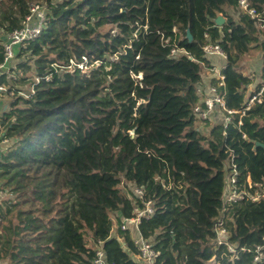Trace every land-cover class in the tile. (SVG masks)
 Instances as JSON below:
<instances>
[{"label":"trees","instance_id":"obj_1","mask_svg":"<svg viewBox=\"0 0 264 264\" xmlns=\"http://www.w3.org/2000/svg\"><path fill=\"white\" fill-rule=\"evenodd\" d=\"M31 2L46 6L44 29L12 58L19 70L35 58L30 77L13 83L0 75L15 91L4 113L10 119H0L7 144L0 190L12 194L0 205V264H93L98 246L108 263L142 264L132 256L135 225H120L147 201L153 214L136 228L159 252L155 264H256L264 197L225 212L228 242L245 247L237 258L212 240L230 161L238 186L248 188L247 177L253 189L264 182V146L256 145H264V99L243 116L231 114L226 126L221 107L211 123L192 112L203 68L212 64L206 43H219L227 56L217 87L227 109H241L264 80L256 19L238 0H0V61L4 34L22 24ZM248 2L264 11V0ZM176 47L185 53L171 55ZM255 49L254 80L241 59Z\"/></svg>","mask_w":264,"mask_h":264},{"label":"built area","instance_id":"obj_2","mask_svg":"<svg viewBox=\"0 0 264 264\" xmlns=\"http://www.w3.org/2000/svg\"><path fill=\"white\" fill-rule=\"evenodd\" d=\"M237 7L241 12H245L252 19H256L258 26L264 31V11L258 12L255 8L251 7L248 0H238ZM29 12L22 19V24L18 26L6 34H4V39L1 41L2 43V59L0 61V75H5L6 78L11 82V79L14 77L13 73L16 76L17 65L12 62V58L14 57V48L19 46H26L29 42L35 40L42 30L44 29L45 21V6L43 9V4L41 2H31L28 8ZM205 36H207L205 34ZM204 55H212V56H220L224 59L227 58L225 55L221 45L217 42L215 43H206L202 47ZM176 51H182L185 53L183 48H173L171 49V55H174ZM80 65V64H79ZM225 67L222 66L223 69ZM16 79V78H15ZM224 85V76L221 72H218V81L215 86L210 88V92L212 95H205L202 100H199L197 104L193 106L192 112L196 118L199 120L209 119L210 113L213 109L217 107H221L226 112L225 118V126L231 119V114L238 113L240 116H243L245 112L254 106L257 102L260 103L264 99V80L260 82V84L255 88L249 91L248 97L246 98L245 104L241 109H237V111L227 109L225 106L223 93H219L217 91V87ZM200 87L197 86V93H200ZM14 89H10L8 85L5 83L0 84V93H4L8 96L14 95ZM23 96L27 97L28 94L19 93ZM8 122V121H6ZM241 123V121H239ZM231 163V176L229 177L227 186L225 188V197L223 201V207L220 211V217L217 219L213 226V232L215 234L214 239L212 240L214 243L225 244L227 255L230 256V259H235L238 257V254L241 250H244V246H240L237 248L236 246L231 245L228 242V230L225 225V219L228 207L232 203H236L241 199H249L251 201H259L260 198L264 197V182L259 184L256 188L253 189L249 177H247L248 188L243 185L237 184V174L235 172V166L233 164V160ZM1 184V183H0ZM248 189H253L252 191ZM134 192L137 195H142L143 188L142 187H134ZM153 208L150 204V201L145 202V206L141 209L136 208L134 210V217L124 218L121 221L120 228L124 229L126 224H134L138 225L140 219L144 215H152ZM135 243L138 247V253L132 255L134 259L140 261L142 264H155L156 259L158 257V251H156L152 243L139 236L138 239L135 240ZM253 253V262L264 263V241L258 245H255L251 250ZM93 264H112L106 261V257L104 256V250L100 246L94 249L93 255Z\"/></svg>","mask_w":264,"mask_h":264},{"label":"crops","instance_id":"obj_3","mask_svg":"<svg viewBox=\"0 0 264 264\" xmlns=\"http://www.w3.org/2000/svg\"><path fill=\"white\" fill-rule=\"evenodd\" d=\"M211 57V61L212 64H208L207 66H204V70L205 72H203V78L201 80V82H199V87H200V93H198L199 97H201L200 100H202L205 95H208L210 93V88L213 85L212 81L213 79L218 78V72H221V67L224 66V64L226 63L225 59L216 55V56H210ZM221 66L218 67L216 65L220 64ZM244 66L241 68V71L243 74L248 75L250 78H253L255 80L256 78V73L260 70V66H258L259 61H257V63H255V66L253 65V63H247V65L244 63ZM10 98L8 95L4 94V93H0V119L1 117H3L4 121H8L10 119V117H7L6 115H4V113L6 111L9 110V106H10ZM116 226H113L112 231H115ZM113 234H115V232H113ZM133 236L135 239L139 238L138 232H137V228L136 226L133 227Z\"/></svg>","mask_w":264,"mask_h":264},{"label":"rangeland","instance_id":"obj_4","mask_svg":"<svg viewBox=\"0 0 264 264\" xmlns=\"http://www.w3.org/2000/svg\"><path fill=\"white\" fill-rule=\"evenodd\" d=\"M44 6H45V4H43V9H44ZM46 7V6H45ZM258 56H257V50L255 49V50H250V51H248V53H246L245 55H243L242 56V59H241V61L243 62L244 61V63L247 65V63H253V65L255 66V63H257V61H258ZM34 59L35 58H33V57H30V59L28 60V63H26V65L22 68L21 67V71L19 70V68L17 67V71H16V76H15V74L13 73V75H14V77L11 79L12 81H16V82H18V76H19V79H20V77L21 78H23L24 80H26L27 78H29L30 77V74H31V69L30 68H33V66H34ZM14 62H15V60H14ZM216 66H218V67H220L221 66V63L220 64H218V65H216ZM243 66H244V64H243ZM79 68H81V70H84L85 68H86V66H83L82 64H80L79 65ZM203 72H205V70L203 69ZM18 75V76H17ZM16 78V79H15ZM29 87V85H28V83L27 82H24V83H22V89H27ZM212 116V115H211ZM213 117V116H212ZM208 121V123H211L212 121H211V117L207 120ZM200 124L201 122H197V124ZM206 123L207 122H205V123H201V126H202V128H204V125H206ZM206 127V126H205ZM2 143H5L6 144V142H1L0 143V146L2 145ZM7 145V144H6ZM7 147V146H6ZM12 197V194H11V192H10V189H8V188H3L2 190H0V205H2L3 206V204H4V199L5 198H11ZM115 225H119V223H117L116 221H115Z\"/></svg>","mask_w":264,"mask_h":264},{"label":"water","instance_id":"obj_5","mask_svg":"<svg viewBox=\"0 0 264 264\" xmlns=\"http://www.w3.org/2000/svg\"><path fill=\"white\" fill-rule=\"evenodd\" d=\"M224 22H225V17H222L221 14L216 15L215 23H216L217 25H222ZM186 37H187L189 40H191V35H190L189 31H187V33H186ZM189 58L191 59V57H189ZM257 144H260V145L264 146V145H263L262 143H260V142H257L256 145H257Z\"/></svg>","mask_w":264,"mask_h":264},{"label":"clouds","instance_id":"obj_6","mask_svg":"<svg viewBox=\"0 0 264 264\" xmlns=\"http://www.w3.org/2000/svg\"><path fill=\"white\" fill-rule=\"evenodd\" d=\"M225 65V64H224Z\"/></svg>","mask_w":264,"mask_h":264}]
</instances>
